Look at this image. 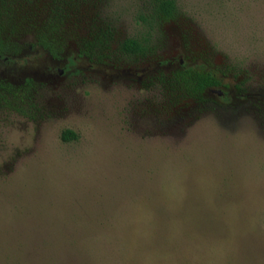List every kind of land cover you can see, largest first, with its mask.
<instances>
[{
	"label": "rangeland",
	"instance_id": "rangeland-1",
	"mask_svg": "<svg viewBox=\"0 0 264 264\" xmlns=\"http://www.w3.org/2000/svg\"><path fill=\"white\" fill-rule=\"evenodd\" d=\"M94 1L119 40L142 30L144 0ZM176 1L148 60L53 58L31 35L0 58L33 81L0 104V264H264V0ZM181 61L222 95L150 84Z\"/></svg>",
	"mask_w": 264,
	"mask_h": 264
},
{
	"label": "trees",
	"instance_id": "trees-1",
	"mask_svg": "<svg viewBox=\"0 0 264 264\" xmlns=\"http://www.w3.org/2000/svg\"><path fill=\"white\" fill-rule=\"evenodd\" d=\"M94 0H0V58L18 55L23 50L22 37L31 35L53 58H59L72 43L78 55L90 63L117 66L122 60H148L157 50L156 36L162 26L176 17V0H144L137 22L141 31L121 40L115 19L103 15ZM90 8L92 10H90ZM150 84L176 102L207 101L210 89L222 86L221 78L211 70L180 66L169 73L160 72ZM33 81L21 87L0 77V104L17 110L19 97L26 95ZM63 140L75 138L72 131Z\"/></svg>",
	"mask_w": 264,
	"mask_h": 264
},
{
	"label": "flooded vegetation",
	"instance_id": "flooded-vegetation-1",
	"mask_svg": "<svg viewBox=\"0 0 264 264\" xmlns=\"http://www.w3.org/2000/svg\"><path fill=\"white\" fill-rule=\"evenodd\" d=\"M180 64H181V66H182L183 62L181 61ZM59 72H60V71H59ZM208 92H212V93L217 92V93H218V91H216V90H214V89H210ZM218 95H219V94H218Z\"/></svg>",
	"mask_w": 264,
	"mask_h": 264
},
{
	"label": "water",
	"instance_id": "water-1",
	"mask_svg": "<svg viewBox=\"0 0 264 264\" xmlns=\"http://www.w3.org/2000/svg\"><path fill=\"white\" fill-rule=\"evenodd\" d=\"M61 72V71H60ZM218 94H219V96H221L222 95V92L221 91H218Z\"/></svg>",
	"mask_w": 264,
	"mask_h": 264
}]
</instances>
